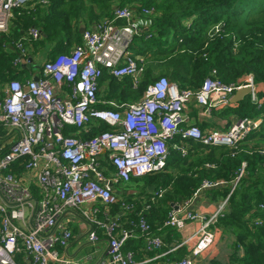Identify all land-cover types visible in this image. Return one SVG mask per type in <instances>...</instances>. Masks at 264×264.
<instances>
[{
  "label": "built area",
  "instance_id": "1",
  "mask_svg": "<svg viewBox=\"0 0 264 264\" xmlns=\"http://www.w3.org/2000/svg\"><path fill=\"white\" fill-rule=\"evenodd\" d=\"M38 1L48 3V0H0V35L9 31L16 9ZM154 12V7H144L140 18L131 6H116L112 17L85 30L81 43L46 60L38 79L29 76L8 83L0 109V127L11 129L15 140L7 149L6 145H0V190L9 202L0 195V264H90L91 255L84 260L67 255V246L74 235L68 226L70 219L64 223L61 218L68 210H81V215L94 224L86 235L88 241L98 240L97 227L105 230L109 240L107 255L95 264H141L133 251L123 250L129 238L138 236L144 237L145 249L155 253L150 261L164 257L176 248L163 250L165 242L151 233L146 213L167 188L160 186L143 198L137 212L139 221L129 220V227L128 224L122 227L116 219L107 217L105 222L98 218L101 205L107 216L115 204L127 214L136 208L137 203L120 197L114 186L163 172L171 149L187 156L191 141L202 147L236 151L261 126L262 116H245L226 130L203 129L195 123L183 125L191 104L198 105L203 114H211L215 109L229 107L235 92L244 87L252 88L250 95L257 101L251 73L236 82L225 83L214 69L197 89L184 88L162 76L148 86L140 99L130 102L107 98L101 93L105 71L118 79L131 77L134 86L138 85L144 66L131 46L143 32L140 22L149 26L151 20L145 19ZM40 33L36 27L29 31L33 39L39 38ZM16 47L25 58L29 55L23 40L17 41ZM20 61L19 56L15 64ZM103 123L108 128L89 137L77 134L90 133L94 125ZM260 152L264 154V147ZM103 156L113 168L110 175L104 169ZM246 167L244 161L231 193L245 175ZM33 182L38 188L37 195ZM222 183L204 179L195 194ZM230 195L210 215L185 207L170 211L164 226L182 229L189 221L200 224L186 239L194 241L191 252L176 264H194L195 256L212 247L216 239L212 226L225 213ZM31 198L38 199L35 213V201ZM254 222L264 226L260 218Z\"/></svg>",
  "mask_w": 264,
  "mask_h": 264
},
{
  "label": "trees",
  "instance_id": "2",
  "mask_svg": "<svg viewBox=\"0 0 264 264\" xmlns=\"http://www.w3.org/2000/svg\"><path fill=\"white\" fill-rule=\"evenodd\" d=\"M126 5L139 12L144 7L155 8L148 17L151 20L149 30H142L131 46L132 51L141 56L138 62L144 66V71L136 87L131 77L118 79L105 71L101 85H109L107 93L103 94L107 98L121 102L140 99L148 86L162 76L184 88L197 89L214 69L225 83L236 82L249 73L254 75L257 101L247 95L221 112L223 115L236 114L240 118L263 117L259 129L252 132L238 150L211 147L206 155H195L192 158L194 163L182 168L176 178L166 172L142 178L149 183L155 182L158 187L167 188L172 184L173 189H167L148 211L159 208L157 211L164 216L161 218L163 227H171L164 226V222L172 210V201L191 198L204 179L229 181L233 186L243 162H247L245 175L229 197L231 210L220 217L219 224L229 226L245 250L243 257L235 255L227 264H264V226L253 227L252 221L246 217L249 213L254 214L255 209L251 191L258 182L264 181V154L260 152L264 147V0H48L46 4L38 1L34 11L18 8L17 14L15 12L14 35H0V83L31 76L33 66L28 69L15 64L19 57L16 42L22 36L21 29L27 32L36 26L45 35L32 39L35 48L43 55L62 53L67 50L65 44L70 42L74 34L73 24L79 19L98 21L102 17L110 18L114 7ZM156 68H161L158 74L154 71ZM21 73L27 76L21 78ZM107 128L103 123L95 126L92 133ZM171 150L173 156L180 157L178 150ZM147 190L145 188L144 192ZM137 205L132 212L135 222L139 221L137 212L142 207ZM118 208L120 206L116 204L111 206L114 213ZM154 229L151 225V233L157 236ZM137 233H141L140 229ZM133 238L145 241L142 236L131 237L123 246L124 251ZM212 264L221 263L213 261Z\"/></svg>",
  "mask_w": 264,
  "mask_h": 264
},
{
  "label": "crops",
  "instance_id": "3",
  "mask_svg": "<svg viewBox=\"0 0 264 264\" xmlns=\"http://www.w3.org/2000/svg\"><path fill=\"white\" fill-rule=\"evenodd\" d=\"M36 4V3H35ZM27 8L32 11L35 10V5H29ZM133 8V7H132ZM115 9V7H114ZM134 12L136 13L137 17L141 18L140 12L133 8ZM109 17H102L98 21L93 20H83L79 19L75 24H73V30L74 34L71 36V39L69 40V43H66L65 45L67 46L64 50L61 48V51L64 50V52H69L72 48H74L77 44L81 43L83 40V31H81L82 26L85 27V29H90V28H95L97 23L103 19H106ZM15 19V18H14ZM14 19L11 22V26L9 31L6 33L9 37L14 35L13 28L16 27ZM145 20H150L148 17ZM140 22V20H138ZM144 22L141 21L140 24ZM151 25V23H150ZM149 25V26H150ZM149 26L144 27L142 30L148 31ZM36 27V26H33ZM31 27V28H33ZM24 28V26H23ZM30 28V29H31ZM142 28V27H141ZM24 32L22 30V36L19 38V40H23L24 42L28 43L30 42V48L33 49L34 45L32 42V38L29 35V31ZM41 32V31H40ZM43 35V33H40V37ZM45 36V35H43ZM39 37V38H40ZM52 46L50 45V49ZM28 53L31 54L32 56L35 57L36 54L30 52L28 48ZM40 52L41 57L43 56V53L41 50H38ZM19 52V50H18ZM134 52V51H133ZM63 53V52H62ZM60 53H52L49 55L45 54L44 55V62L50 58H54L56 55ZM135 54V52H134ZM136 55V54H135ZM19 56V55H18ZM33 57V58H34ZM137 58H140V55H136ZM25 64L27 63V57ZM34 64L33 66H37V72L35 70H32L30 73L31 76H39L42 73V68H43V63L39 64L37 63V60L34 58ZM23 60L19 62V65L22 66ZM40 65V67H39ZM27 66V65H25ZM8 82H3L0 83V86L2 87L0 90V109H1V104L3 103V100L6 96L7 89L3 87V85ZM247 96V95H246ZM245 96V97H246ZM244 97V98H245ZM243 98V99H244ZM222 109H215L211 114H203L202 109L198 105L191 104L189 108L186 110V116H187V121L184 122L183 125H187L189 123H195L197 125H200L203 129H221V130H226L230 128L232 125H234L240 117L236 114H229V115H223ZM97 126L94 125L91 129L90 133H86L84 131L77 134L82 137H89L92 134L93 128ZM76 133V132H75ZM15 140V135L14 132L6 127H0V145H10L13 141ZM191 146V151L190 154L186 157L182 156L179 151L178 154L180 157L177 158V156H173V151L171 153V156L169 158L168 164L166 169L163 172L170 173L173 175V177H177L178 174L182 172V168L188 167L190 164L194 163V160L192 161V158L195 157V155H206L205 153L210 152V148H204L200 145L195 144L194 142H189ZM252 143L250 144V146ZM255 143H253V146ZM193 149V150H192ZM217 150V149H215ZM177 158V159H176ZM181 160H180V159ZM192 161V162H191ZM102 162L104 169L106 171L107 175H110L111 170L113 169L111 166L107 164L105 161V157H102ZM145 180L139 179H134V181H137V187H131L130 182L129 183H118L117 185L114 186V191L123 199L125 200H133L135 201L139 206H142V199L147 198L154 190L158 188V185L153 182L149 183L145 178H142ZM143 181V183L141 182ZM223 183L214 189H209L206 191H202L198 194H193V196L187 200H177L171 202L172 209H178L179 207L182 208H188L193 211L197 212H202L207 215H210L213 213L217 207L225 200L228 198L230 193L226 196L225 194L228 193V190H230L232 183L229 181H224L222 180ZM32 188L35 192V194H38V188L36 184L33 182L32 183ZM145 188H147V192H144ZM167 189L172 190L173 186L172 184H169ZM146 194V195H144ZM252 195V205H255L254 209V214L249 213L247 214V218L252 221L253 227L257 226L254 222V219L260 218L264 220V208L261 207V204H264V181L258 182L257 186L253 188L251 191ZM229 201V200H228ZM237 203V202H236ZM101 211L98 213V218L101 220H104L105 222L108 221L109 217L111 220L116 219L119 221L123 226H126L129 222V220H133V214L131 211L129 214L125 213V211L122 210V208H118V211L114 213L111 210V207L109 211L111 210L110 214L107 216L105 215V212L107 211L104 206H100ZM159 209V208H158ZM152 210L147 213V218L154 227L155 232L162 237V239L165 242V251L171 250L173 248H176L174 251L170 252L169 254L165 255L164 257H159L157 260L150 261L151 258H154L155 253L153 252H148L145 249V241L142 239H135L131 240L127 246L125 247V251H133L136 254V259L138 262L141 264H176L178 260L189 254L192 250V247L194 245V241L190 240L189 242H186V239L192 235V233L195 232V230L199 227V222L196 221H189L187 225L182 228L178 229L175 227H163V223L161 218L164 217L161 215L160 212L157 210ZM230 206L228 203V206L225 210L224 214H227L230 212ZM72 211L76 212L77 214L73 213ZM158 212V213H157ZM157 213V214H156ZM259 213V214H258ZM132 214V215H131ZM223 214V215H224ZM81 215V210L75 211V210H68L65 215L61 218V221L66 223L67 219H70L68 222V226L70 229L73 231V239L69 242L67 246V255L69 258H72L74 260H84L86 257L89 255L92 256V259H90L88 262L90 264H95L97 263L101 258L105 257L107 255V250H108V244L109 240L108 237L105 233V230L102 228L97 227L96 231L98 233V240L96 242H90L87 240L84 235L88 233L89 231V224L80 217ZM136 215V213H134ZM131 216V217H130ZM137 216V215H136ZM219 220L212 226L216 233V239L212 247L204 252L203 254L199 256H195L193 258L194 264H212L213 261H218L221 264H227L231 262V258L236 255V257H243L245 255V250L244 247L241 246L238 243L237 236L235 233L229 228V226H225L223 223L219 224ZM138 222V221H136ZM71 225H74L72 227ZM120 232V229L118 230ZM184 243L182 246H179L180 244ZM90 244L93 247V250L87 254L86 256H82V252L85 248L86 245ZM182 251V254L180 253ZM94 257V258H93Z\"/></svg>",
  "mask_w": 264,
  "mask_h": 264
},
{
  "label": "water",
  "instance_id": "4",
  "mask_svg": "<svg viewBox=\"0 0 264 264\" xmlns=\"http://www.w3.org/2000/svg\"><path fill=\"white\" fill-rule=\"evenodd\" d=\"M85 30H86L85 27L82 26L81 31L84 32ZM18 55L23 60L22 67H24L25 65H27L28 69H30L33 66V64H34L35 61H34V58H33V56L31 54H29L27 56V63L26 64H25V61H24V60H26L25 56L23 54H21L20 52H18ZM34 78L35 79H38L39 77L36 75V76H34ZM251 91H252V88L251 87H244V88L238 89L235 92V94L233 95L232 99H231L232 103H238V102H240L246 95H249L251 93ZM0 195H1V197L6 202H8V200L5 198V196H4V194L2 193L1 190H0ZM31 199H33L35 201V208H34V213H35L36 212V209H37L38 199L37 198H31ZM10 204H16V203H10ZM72 212L75 213V214H77L74 211H72ZM80 217L82 219H84L89 224L90 228H89L88 233H90L93 230V228H94V224L92 222H90L89 220L85 219L82 215H80ZM88 233H86V235ZM86 235H84V237H86Z\"/></svg>",
  "mask_w": 264,
  "mask_h": 264
},
{
  "label": "rangeland",
  "instance_id": "5",
  "mask_svg": "<svg viewBox=\"0 0 264 264\" xmlns=\"http://www.w3.org/2000/svg\"><path fill=\"white\" fill-rule=\"evenodd\" d=\"M27 9H29V8H27ZM18 9H16L15 10V12H16V14H17V11ZM17 20V19H16ZM16 20H14V21H16ZM140 27H145V22H142L141 24H140ZM13 31H14V28H13ZM4 34H6V33H4ZM8 36V35H7ZM9 37V36H8ZM31 37V36H30ZM32 38V37H31ZM33 39V38H32ZM30 46V42H28V43H26L25 42V47L28 49L29 48V50H30V52L32 51V53H34V54H36L35 55V59L37 60V63H39V64H41V63H43L44 62V55L41 57V55L42 54H40V52L38 51V48L36 47L35 48V46L33 47V49L32 48H30L29 47ZM18 49V48H17ZM40 66V65H39ZM34 68H33V70H35L36 72H37V68H38V66H36L35 67V65L33 66ZM155 73L156 74H158L160 71H161V68H156L155 70ZM27 75L26 74H24V73H21L20 74V77L21 78H24V77H26ZM18 79V78H17ZM9 83V82H8ZM8 83H5L4 85H3V87L5 88V89H7V85H8ZM111 84V83H110ZM1 86H0V90H1ZM109 88V85L108 86H102V90H101V93L102 94H106L107 92V89ZM250 95V94H249ZM139 98H136L135 100H138ZM117 101H119L118 99H116ZM135 100H132V101H135ZM130 102V101H129ZM263 118V117H262ZM263 122V121H262ZM262 124V123H261ZM140 180H143L144 182H145V180L144 179H142V178H140ZM143 181H141L142 183H143ZM146 183V182H145ZM130 186L131 187H137V181H134L133 179H132V181H130ZM144 195H146V194H144ZM72 227H74V225H71ZM93 250V247L90 245V244H88V245H86L85 246V248H84V250H83V252H82V256H86L87 254H89L91 251Z\"/></svg>",
  "mask_w": 264,
  "mask_h": 264
}]
</instances>
